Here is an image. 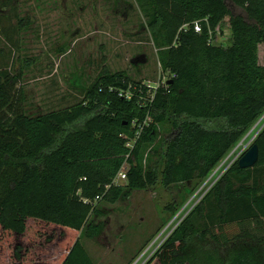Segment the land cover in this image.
Listing matches in <instances>:
<instances>
[{"label": "trees", "instance_id": "1", "mask_svg": "<svg viewBox=\"0 0 264 264\" xmlns=\"http://www.w3.org/2000/svg\"><path fill=\"white\" fill-rule=\"evenodd\" d=\"M137 5L171 78L154 96L106 69L79 103L32 115L1 66L0 264H95L81 240L104 233L101 202L177 186L185 203L264 115V0ZM254 144L256 166L239 158L147 264H264V128ZM125 164L127 182L114 185Z\"/></svg>", "mask_w": 264, "mask_h": 264}, {"label": "rangeland", "instance_id": "2", "mask_svg": "<svg viewBox=\"0 0 264 264\" xmlns=\"http://www.w3.org/2000/svg\"><path fill=\"white\" fill-rule=\"evenodd\" d=\"M130 5L129 0H0V70L7 64L4 69L17 78L14 94L24 93L28 113L58 111L79 103L85 89L106 69L126 72L130 80L151 86L153 94L169 79L159 65L146 19L137 4ZM234 12L243 13L236 8ZM228 24L227 19L226 28ZM219 33L217 43L224 45L229 30ZM259 56L264 66V44ZM263 125L264 115L185 203L177 186L133 191L116 204L101 202L98 207L104 216L98 221L106 222L104 233L95 240H81L95 264H147L253 146ZM175 202L182 207L173 217L169 206Z\"/></svg>", "mask_w": 264, "mask_h": 264}, {"label": "built area", "instance_id": "3", "mask_svg": "<svg viewBox=\"0 0 264 264\" xmlns=\"http://www.w3.org/2000/svg\"><path fill=\"white\" fill-rule=\"evenodd\" d=\"M129 1L133 2L134 4H137V0H129ZM185 28H186V27H185ZM194 28H195V31H196L197 33H202V31H203V27H202L201 23H199V22H197V23L194 25ZM224 45H226V43H225ZM169 80H171L170 77H169V79H167L165 82L160 83V85L156 88L155 93L153 94V96L156 94V91L158 90V88H159L161 85L168 86ZM166 82H167V83H166ZM149 87L152 89L151 86H149ZM263 128H264V125H263V127L261 128V130L259 131V133L263 130ZM259 133L256 134V136H255L254 139L257 138V136L259 135ZM134 143H135V142H130L127 146H128L129 148L133 149V144H134ZM129 170H130V166H129L128 164H125L124 167L122 168V170L120 171V173L118 174V176L116 177V179L114 180V185L125 184V183L127 182V180H128V172H129Z\"/></svg>", "mask_w": 264, "mask_h": 264}, {"label": "water", "instance_id": "4", "mask_svg": "<svg viewBox=\"0 0 264 264\" xmlns=\"http://www.w3.org/2000/svg\"><path fill=\"white\" fill-rule=\"evenodd\" d=\"M116 86L124 91L128 90V87L123 84H116ZM259 133V132H258ZM257 133V134H258ZM255 138V137H254ZM260 150L258 145L254 144L243 156L240 158L239 165L242 169H250L256 166L259 161Z\"/></svg>", "mask_w": 264, "mask_h": 264}, {"label": "bare ground", "instance_id": "5", "mask_svg": "<svg viewBox=\"0 0 264 264\" xmlns=\"http://www.w3.org/2000/svg\"><path fill=\"white\" fill-rule=\"evenodd\" d=\"M257 126V125H256Z\"/></svg>", "mask_w": 264, "mask_h": 264}]
</instances>
